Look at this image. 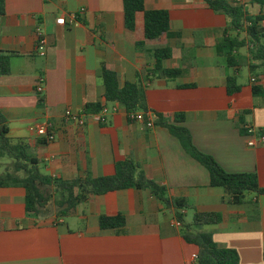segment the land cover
Returning a JSON list of instances; mask_svg holds the SVG:
<instances>
[{"label": "crops", "instance_id": "0c3cea01", "mask_svg": "<svg viewBox=\"0 0 264 264\" xmlns=\"http://www.w3.org/2000/svg\"><path fill=\"white\" fill-rule=\"evenodd\" d=\"M249 2L240 0L250 15L264 14V7ZM144 3L147 10L167 11L170 31L180 36L164 35L146 43L171 50V57L159 66L154 58L135 49L143 41L142 16L137 15L135 30L127 31L121 0H4L0 51L14 53L8 74L0 76V113L7 122L8 137L24 140L39 160L40 172L55 179L71 180L86 172L92 177L111 176L117 162L131 158L170 197L186 199L193 214L219 213V224L199 230L210 234L220 247L235 250L239 264H263L264 195L246 193L242 204H225L224 190L209 187L206 169L183 151L167 129L127 121L119 104L107 105L110 113L101 124L90 122L77 128L63 122L66 109L83 113L86 105L102 101L97 70L104 65L117 73L121 84L141 85L146 109L137 113L146 114L147 122L156 113L169 120L184 114L181 125L200 152L210 155L227 173H256L264 188V142L248 147L249 137L238 129L239 114L248 110L246 126L264 130V100L249 94L227 99L226 62L215 51L227 18L201 0ZM81 8L85 11L77 26L56 24L59 16ZM37 26L48 42L44 57L35 53ZM192 49L193 54L188 52ZM170 70L182 74L168 77ZM39 78L44 80L40 96L35 93ZM44 121L54 125L53 142H44L35 134L33 126ZM24 198L22 188H0V264L194 262L196 247L185 243L179 228L170 226L173 211L145 191L126 189L88 197L71 216L75 221L71 225L53 212L37 218L27 215ZM112 212L127 219L120 234L98 227L97 218Z\"/></svg>", "mask_w": 264, "mask_h": 264}, {"label": "trees", "instance_id": "16d2710c", "mask_svg": "<svg viewBox=\"0 0 264 264\" xmlns=\"http://www.w3.org/2000/svg\"><path fill=\"white\" fill-rule=\"evenodd\" d=\"M208 8L224 15L227 20L226 29L215 46L216 54L224 56L226 62L225 94L227 99H238L249 94L264 100V14L250 15L246 4L228 0H201ZM145 0H121L124 28L135 30L137 15L142 16L143 41L135 44V49L146 56L155 59L159 66L162 61L171 57V50L165 46H147L162 36L179 39V33L170 31V16L164 10H147ZM250 5L264 7V0H250ZM4 15V0H0V16ZM199 34H195L197 37ZM178 45V44H177ZM197 45H195L196 49ZM180 49V48H179ZM195 49H192V54ZM180 50H183L182 48ZM14 53L0 51V76L9 72V58ZM247 67L249 82L241 85L237 82L238 71ZM168 77L182 74L180 70H170ZM97 76L102 80V101L88 104L82 114L99 112L103 106L119 104L123 106L127 121L137 111L146 109L145 93L138 83H123L115 71L101 65ZM40 96V95H38ZM42 102V98L39 99ZM248 110H243L238 116V129L242 135H247L245 116ZM185 116L175 114L172 119L155 114L152 125L160 126L177 139L183 151L204 167L209 176V187L221 188L226 194L225 204L237 206L243 203L246 193L256 196L264 195V188L258 184L256 173L231 174L225 172L218 163L207 154L200 152L193 144L189 131L181 124ZM145 121V120H144ZM146 123V121H145ZM264 136V130L257 131ZM8 158L10 164L0 174V188L19 187L25 192V211L27 215L44 217L51 213L47 207L55 194L59 198L53 202L54 216L64 219L73 216L76 208L88 197L102 196L108 193L133 189L145 191L158 201L164 208L173 211V218L180 223L179 235L187 244L197 249L196 258L192 264H239L235 250L220 247L210 234L201 232L204 226L217 225L222 216L216 212H194L191 222L185 221L188 209L184 198L170 197L164 186L149 180L141 171L139 165L131 158H125L114 165V174L104 177H92L86 172L84 177L71 180L55 179L40 172L39 160L24 140L13 141L8 137V126L0 113V158ZM101 231H111L120 234L127 225L126 217L118 212L102 214L97 218ZM262 262L264 264V244L262 247Z\"/></svg>", "mask_w": 264, "mask_h": 264}, {"label": "built area", "instance_id": "2783aa9c", "mask_svg": "<svg viewBox=\"0 0 264 264\" xmlns=\"http://www.w3.org/2000/svg\"><path fill=\"white\" fill-rule=\"evenodd\" d=\"M240 2V0H239ZM84 9L81 8L78 11L74 13H70L67 15L59 16L56 18V24L60 26H77L79 24V20L81 16L84 13ZM34 35H35V53L40 56L44 57L46 54L47 50V38L45 36V33L43 30L37 26L34 30ZM44 92V80L43 78H39L36 86H35V93L37 95H41ZM112 112L115 111V108L111 109ZM110 110L108 107L103 106L99 112L92 113V114H82V113H74L70 109H66L63 112V122L65 123H71L77 128H83L90 122L98 123L101 124L105 122L106 117L109 115ZM146 114L143 113H134L130 116L132 120H138L141 123H144L148 126L152 125V120L146 121ZM146 123H145V121ZM33 129L35 131V134L38 138L43 140L44 142H53L56 138V134L54 131V125L50 121H44L41 123H36L33 126ZM247 130V136L249 137L247 141V146L248 147H256L264 142V136L257 131H255L251 126L246 127ZM171 228H176L178 229L180 227V223L173 219L170 223ZM196 256L194 257L195 260Z\"/></svg>", "mask_w": 264, "mask_h": 264}, {"label": "rangeland", "instance_id": "374dc122", "mask_svg": "<svg viewBox=\"0 0 264 264\" xmlns=\"http://www.w3.org/2000/svg\"><path fill=\"white\" fill-rule=\"evenodd\" d=\"M248 76H249V74H248V69H247V67H241L240 68V71H239V73H238V77H237V82L239 83V84H242V85H244V84H246L247 83V81H248ZM248 118L246 117V120H247ZM248 121V120H247ZM11 162V160L10 159H8V158H6V157H4V158H0V173L2 172V171H4V169L6 168V164H8V163H10ZM59 198V195L58 194H56V195H54V199H51L50 200V202H49V209H50V211L51 212H54V206H53V200H57ZM187 215H186V217H185V221L186 222H191V220H192V217H193V211L191 210V209H187ZM66 221H67V223H69L70 225L73 223V222H75L74 221V219L72 218V217H66V218H64Z\"/></svg>", "mask_w": 264, "mask_h": 264}]
</instances>
